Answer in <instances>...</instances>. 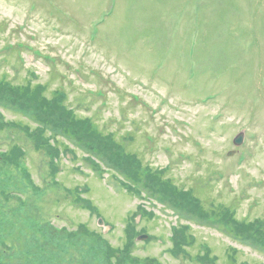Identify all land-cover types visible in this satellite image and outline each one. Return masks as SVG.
<instances>
[{"label":"rangeland","instance_id":"374dc122","mask_svg":"<svg viewBox=\"0 0 264 264\" xmlns=\"http://www.w3.org/2000/svg\"><path fill=\"white\" fill-rule=\"evenodd\" d=\"M259 220L264 0H0V264H264Z\"/></svg>","mask_w":264,"mask_h":264},{"label":"trees","instance_id":"16d2710c","mask_svg":"<svg viewBox=\"0 0 264 264\" xmlns=\"http://www.w3.org/2000/svg\"><path fill=\"white\" fill-rule=\"evenodd\" d=\"M59 93V92H58ZM56 96L57 97H62L63 99L65 98V97H63L64 95H63V93H59L58 95L56 94ZM91 121V120H90ZM81 141H83V139H81ZM55 152L56 153H58L59 152V150L57 151V149L55 150ZM88 160H90L92 163H93V165L95 166V167H97V164H96V162L93 160L94 158H92V157H88L87 158ZM218 206V205H217ZM220 211H222V215H223V218L224 217H228L229 219H232V218H234V216H235V211L233 210V209H231V208H229V207H227V206H221L220 207V209H219V212ZM135 222H136V220H135ZM137 223V222H136ZM234 223H235V231H239L240 229H241V227H240V221L238 222L237 220H235L234 221ZM237 223V224H236ZM261 222H257V223H251V224H249V223H246V222H244L243 223V225H242V227H244V231L246 232V234L250 237L251 236V233H255V232H257V231H260L261 232V234H263L262 232H264V231H262L259 227H258V225L260 224ZM247 226H248V228L250 229V230H248L247 229ZM231 229V228H230Z\"/></svg>","mask_w":264,"mask_h":264},{"label":"water","instance_id":"95a60500","mask_svg":"<svg viewBox=\"0 0 264 264\" xmlns=\"http://www.w3.org/2000/svg\"><path fill=\"white\" fill-rule=\"evenodd\" d=\"M100 223H102V221L100 220ZM147 236L146 235H142L139 237V239H145Z\"/></svg>","mask_w":264,"mask_h":264}]
</instances>
